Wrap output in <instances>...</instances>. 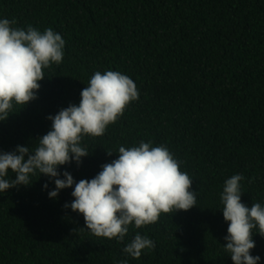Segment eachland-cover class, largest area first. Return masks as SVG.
Segmentation results:
<instances>
[{
  "label": "trees",
  "instance_id": "obj_1",
  "mask_svg": "<svg viewBox=\"0 0 264 264\" xmlns=\"http://www.w3.org/2000/svg\"><path fill=\"white\" fill-rule=\"evenodd\" d=\"M5 18L25 30L52 28L65 55L43 69L38 99L14 104L0 122V151L34 147L51 129L48 116L78 105L95 72L119 71L138 100L102 136H83L90 155L60 172L90 180L120 146L151 142L170 151L198 198L188 211L130 225L118 242L82 230L83 215L64 208L72 190L50 199L49 178L37 172L31 186L0 192V264H233L222 246L225 180L242 175V203L264 206V0H0ZM137 232L155 245L138 259L123 252ZM253 238L252 255L264 264V236Z\"/></svg>",
  "mask_w": 264,
  "mask_h": 264
},
{
  "label": "clouds",
  "instance_id": "obj_2",
  "mask_svg": "<svg viewBox=\"0 0 264 264\" xmlns=\"http://www.w3.org/2000/svg\"><path fill=\"white\" fill-rule=\"evenodd\" d=\"M15 21L0 19V122L10 116L13 105L28 106L38 99V91L46 77L43 69L64 59L65 40L47 28L43 32L28 26L12 27ZM79 104H70L49 115L51 129L33 147L17 145L12 151H0V192L20 186H31L30 176L37 172L47 176L43 185L50 199H57L63 190L71 189L74 198L65 209L82 214L85 229L97 237L123 242L129 226L139 229L158 221L161 213L188 211L197 206L198 192L193 180L180 170L179 162L164 146L140 141L138 146H120L118 158L102 166L92 179L76 181L60 168L83 164L90 153L81 146L82 137L102 136L115 123L139 92L133 80L119 71H97L81 91ZM111 156L113 152L107 151ZM9 171L15 173L6 179ZM235 174L226 179L220 195L228 234L222 245L233 264H262L254 234L264 236V206L242 203L241 181ZM258 231H254L257 230ZM147 236L136 233L123 248L132 258H140L154 248ZM119 264H128L122 259Z\"/></svg>",
  "mask_w": 264,
  "mask_h": 264
}]
</instances>
